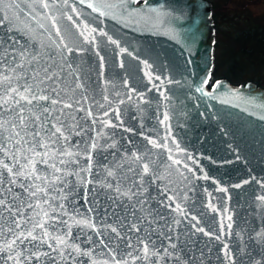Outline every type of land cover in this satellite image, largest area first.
<instances>
[{"label": "snow or ice", "instance_id": "1", "mask_svg": "<svg viewBox=\"0 0 264 264\" xmlns=\"http://www.w3.org/2000/svg\"><path fill=\"white\" fill-rule=\"evenodd\" d=\"M60 2L0 0V264H206L212 240L223 244L225 264H264V194L256 198L259 211L251 213L260 218L257 227L234 220L228 209L219 234L199 227L195 215L190 216L195 223L185 224L189 212L170 179L175 169L187 180L176 158L184 150L172 138L168 113L159 120L168 130L163 143L143 132L150 148L131 136L117 138L114 130L123 125L120 109L110 106L108 94L97 100L95 90L85 85L91 69L77 63L85 49L70 47L59 23L65 16L73 21L85 44L95 42L89 34L98 29L87 23L81 29L73 16L60 11ZM62 3L66 6L68 0ZM87 7L113 19L118 8L126 23L169 15L149 0L89 2ZM71 11L80 15L75 7ZM108 40L119 47L111 36ZM96 56L103 66L99 51ZM145 75L153 79L150 72ZM210 80L209 73L195 91L217 99L214 93L225 85L216 81L208 91ZM244 88L252 86L228 89L225 95L264 108V96L245 95ZM110 113L120 123L109 119ZM209 207L217 211L211 203ZM240 224L244 226L236 231ZM198 234L208 237L203 247ZM225 236L237 241L235 248L223 242Z\"/></svg>", "mask_w": 264, "mask_h": 264}, {"label": "water", "instance_id": "2", "mask_svg": "<svg viewBox=\"0 0 264 264\" xmlns=\"http://www.w3.org/2000/svg\"><path fill=\"white\" fill-rule=\"evenodd\" d=\"M89 2L114 3L115 0H84L83 4L79 0H68L66 6L61 0L59 9L73 16L81 29L84 23L98 29L97 33L89 34L95 37L93 44L84 43L79 29L66 16L60 20L59 27L70 47L85 49L77 58V63L91 69L85 85L95 90V98L101 102L102 96L108 94L112 100L110 106L120 109L123 125L114 130L117 138L124 137L126 141L131 136L138 144L150 148L140 135L143 132L163 143L168 130L159 120L167 112L172 138L184 150L176 158L182 161L180 171L187 180L175 169L170 179L174 189L180 192L181 206L189 212L185 224L195 223L190 220V216L195 215L200 221L199 227L219 234L224 210L228 209L234 220H248L249 226L257 227L260 218L251 213L259 211L256 198L264 194L261 187L264 182V120L260 119L264 116V108L236 100L225 93L228 89L251 85V90L244 88V94L252 91L259 98L264 96V85L253 78L235 81L228 75L214 73L215 26L211 1L149 0L151 6H162L169 15L157 18L152 14V19L147 22L137 17L127 23L120 19L118 8L113 9L116 19L101 17L87 7ZM72 7L77 9L79 16L71 11ZM160 20L164 22L161 24ZM99 31L107 35H99ZM109 36L118 41L119 47L108 40ZM120 48L127 51L121 53ZM97 51L104 58L103 66L96 56ZM144 62L150 68H145ZM146 72L152 74V80L145 75ZM209 73L211 80L206 90L211 91V85L216 81L225 85L214 93L217 99L201 96L195 91ZM157 76L159 80L155 79ZM161 92L167 95V100ZM116 93L120 95L116 96ZM92 94L90 91L89 95ZM120 100L124 103L119 104ZM221 100L229 102L221 103ZM93 111H96L95 107ZM109 119L120 123L112 113ZM125 128L134 129V132H126ZM168 146L176 153L171 140ZM152 151L159 153L161 150ZM163 159L167 162V152L163 153ZM245 180L250 182L243 184ZM237 184L242 187L236 188ZM220 188H226L227 192L219 191ZM210 203L217 211L213 212ZM243 226L240 224L235 230L239 231ZM198 235L203 247L208 237ZM223 242L234 248L237 245L235 239L226 236ZM208 248L211 255L206 264H225L222 243L212 240ZM205 255H209L207 249ZM255 258L260 259L258 255Z\"/></svg>", "mask_w": 264, "mask_h": 264}, {"label": "flooded vegetation", "instance_id": "3", "mask_svg": "<svg viewBox=\"0 0 264 264\" xmlns=\"http://www.w3.org/2000/svg\"><path fill=\"white\" fill-rule=\"evenodd\" d=\"M211 15L215 26L213 68L215 69L216 45L221 41H231L229 53L224 60L228 72L264 69V0H210ZM244 59H242V57ZM221 67L222 65L219 64ZM226 72L222 73L225 74ZM226 75V74H225ZM253 78L247 76L248 79ZM255 79V78H253ZM241 80V79H240ZM257 82L264 85V82Z\"/></svg>", "mask_w": 264, "mask_h": 264}, {"label": "rangeland", "instance_id": "4", "mask_svg": "<svg viewBox=\"0 0 264 264\" xmlns=\"http://www.w3.org/2000/svg\"><path fill=\"white\" fill-rule=\"evenodd\" d=\"M231 41H221L218 43V45H216V58H215V64H216V67L214 69V73L216 74H222L224 72H226L227 70L224 69V60H226V56L229 55V53H226V50H227V47H231L232 44L230 43ZM226 49V50H225ZM242 57V56H241ZM242 59H244L242 57ZM221 64L222 67L219 65ZM245 74L247 76H252L253 78L259 80L260 82H264V69L262 71H260V69L258 68V70H254V69H250V70H244L243 72L239 71L238 70V74L235 75V74H232L234 75L233 78L234 80L236 79H244L246 78L247 76H245Z\"/></svg>", "mask_w": 264, "mask_h": 264}, {"label": "trees", "instance_id": "5", "mask_svg": "<svg viewBox=\"0 0 264 264\" xmlns=\"http://www.w3.org/2000/svg\"><path fill=\"white\" fill-rule=\"evenodd\" d=\"M229 71L228 72H226L225 74L226 75H228L231 79H233L234 77V75H232V74H235V75H237L238 74V72H232V70H230V69H228ZM245 76H247L246 74H245ZM235 79V78H234ZM233 79V80H234ZM237 80H240V79H236L235 81H237Z\"/></svg>", "mask_w": 264, "mask_h": 264}]
</instances>
